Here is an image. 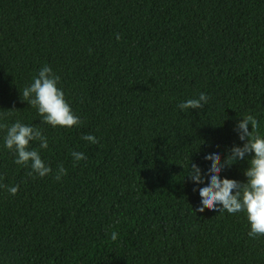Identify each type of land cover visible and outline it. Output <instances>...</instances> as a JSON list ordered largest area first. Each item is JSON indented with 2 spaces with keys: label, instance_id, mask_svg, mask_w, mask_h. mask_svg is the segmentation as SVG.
Wrapping results in <instances>:
<instances>
[{
  "label": "trees",
  "instance_id": "obj_1",
  "mask_svg": "<svg viewBox=\"0 0 264 264\" xmlns=\"http://www.w3.org/2000/svg\"><path fill=\"white\" fill-rule=\"evenodd\" d=\"M45 65L80 126L43 124L23 98ZM248 114L264 135V0H0V125L39 127L49 147L30 148L53 169L29 176L0 127V183L19 185L0 187V264H264L246 213L196 211L208 177H187L242 146ZM246 160L221 179L246 183Z\"/></svg>",
  "mask_w": 264,
  "mask_h": 264
},
{
  "label": "clouds",
  "instance_id": "obj_2",
  "mask_svg": "<svg viewBox=\"0 0 264 264\" xmlns=\"http://www.w3.org/2000/svg\"><path fill=\"white\" fill-rule=\"evenodd\" d=\"M117 40L121 37L117 34ZM60 84V77L51 67L42 66L32 83L22 91V96L28 103L37 108L43 120V124L55 127L72 128L80 126L82 121L77 116L65 98V93ZM209 101L205 93H200L198 98H191L178 105L181 111L202 109ZM11 111V110H9ZM7 130L4 137V146L16 156L14 163L31 168L29 176L44 178L53 174V169L45 163L38 150L30 148V143L38 141L41 149H48V138L43 131L36 126L25 125L19 120L8 125H0ZM251 128V131L249 130ZM259 121L254 115L248 114L240 118L236 131L242 146L234 145L225 157L218 153L205 156V160L211 162L207 173L195 163L190 164L187 177L196 185L205 184V175L208 177L207 186L198 189L201 198V206L196 210L203 213L205 209L212 212H224L229 214L246 213L250 226L248 236L255 239L264 236V135L258 132ZM90 144H97L98 139L87 134L82 137ZM73 159L77 162L87 159L83 152H72ZM246 157H250L246 160ZM247 161L248 168L244 172L246 183H240L232 179H221V174L240 161ZM67 175L63 165H58L54 178L60 181ZM0 187H6L7 191L15 196L19 191V185L7 186L0 183ZM197 191V189H193ZM117 233H112V239H117Z\"/></svg>",
  "mask_w": 264,
  "mask_h": 264
}]
</instances>
